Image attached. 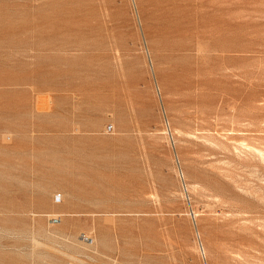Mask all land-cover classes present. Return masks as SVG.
Here are the masks:
<instances>
[{
  "label": "rangeland",
  "instance_id": "1",
  "mask_svg": "<svg viewBox=\"0 0 264 264\" xmlns=\"http://www.w3.org/2000/svg\"><path fill=\"white\" fill-rule=\"evenodd\" d=\"M0 264H264V0H0Z\"/></svg>",
  "mask_w": 264,
  "mask_h": 264
},
{
  "label": "built area",
  "instance_id": "2",
  "mask_svg": "<svg viewBox=\"0 0 264 264\" xmlns=\"http://www.w3.org/2000/svg\"><path fill=\"white\" fill-rule=\"evenodd\" d=\"M110 128H112V126Z\"/></svg>",
  "mask_w": 264,
  "mask_h": 264
},
{
  "label": "bare ground",
  "instance_id": "3",
  "mask_svg": "<svg viewBox=\"0 0 264 264\" xmlns=\"http://www.w3.org/2000/svg\"><path fill=\"white\" fill-rule=\"evenodd\" d=\"M200 234V233H199ZM198 235V234H197Z\"/></svg>",
  "mask_w": 264,
  "mask_h": 264
}]
</instances>
